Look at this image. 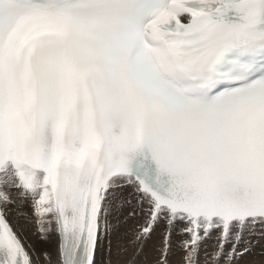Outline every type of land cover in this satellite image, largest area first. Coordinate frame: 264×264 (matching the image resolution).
<instances>
[{"label":"snow or ice","instance_id":"snow-or-ice-1","mask_svg":"<svg viewBox=\"0 0 264 264\" xmlns=\"http://www.w3.org/2000/svg\"><path fill=\"white\" fill-rule=\"evenodd\" d=\"M148 246L264 264V0H0V264Z\"/></svg>","mask_w":264,"mask_h":264},{"label":"rangeland","instance_id":"rangeland-1","mask_svg":"<svg viewBox=\"0 0 264 264\" xmlns=\"http://www.w3.org/2000/svg\"><path fill=\"white\" fill-rule=\"evenodd\" d=\"M133 222H134V221H130L127 227H128V228H132V227L134 226V223H133ZM130 225H131L132 227H131ZM40 244H41V249H43V248H50V245H49V244H45V243L42 242V241H41ZM150 248H151V249H150ZM151 250H153L151 246H148V247H147V250L145 249V251L148 252L147 254H148L149 256L152 255V257H154V251H152V252H153V254H152V253H151ZM145 251L142 253L143 255H142V254L139 255V256H140L139 258H138V256H136L135 258H137V259L134 260V261H133V255H132V253L130 252L129 255H132V257L129 256V255L127 254V255L122 259L121 262H123L124 264H129L130 261H133V262H134L133 264H145V262L147 261V263L149 262L150 264H153V261H152V260H154V259H150L151 256H150V257H149V256L147 257V254H146ZM150 253H151V254H150ZM145 255H146V258H145ZM128 256H129L130 258H129ZM143 256H144V257H143ZM141 257H142V258H141ZM125 258H128V259H125ZM135 258H134V259H135ZM143 258H144V260H146V261H144V260L142 261ZM140 259H141V260H140ZM149 259H150L151 261H150ZM123 260H125V262H124ZM126 260H127V261H126ZM129 260H130V261H129ZM148 260H149V261H148ZM136 261H137V262H136ZM138 261H139L140 263H139ZM126 262H128V263H126ZM143 262H144V263H143ZM123 263H121V264H123ZM147 263H146V264H147Z\"/></svg>","mask_w":264,"mask_h":264},{"label":"bare ground","instance_id":"bare-ground-1","mask_svg":"<svg viewBox=\"0 0 264 264\" xmlns=\"http://www.w3.org/2000/svg\"><path fill=\"white\" fill-rule=\"evenodd\" d=\"M29 211H31V209H28ZM134 223V222H133ZM131 226V225H130ZM132 227V226H131ZM29 235L31 236V232H29ZM32 238V240H33V242L36 244V246L39 248V249H41V241H39V240H36V238L35 237H31ZM50 245V248H53L54 247V244H49ZM151 249V248H150ZM146 250H147V248H146ZM153 250H151V253L153 254V252H152ZM146 252V251H145ZM148 252H146V254H147ZM150 253V254H151ZM129 255V254H128ZM143 255V254H142ZM129 256H131L132 257V255H129ZM128 256V257H129ZM149 255L147 254V257H148ZM151 256V258L150 259H154L155 258V253H154V257H152V255H150ZM149 256V257H150ZM140 256H138V258H139ZM144 257V256H143ZM130 258V257H129ZM142 258V257H141ZM145 258H146V255H145ZM125 259H128V258H125ZM137 258H135L134 260H136ZM149 259V260H150ZM251 259V258H250ZM133 260V261H134ZM141 260V259H140ZM144 260V258L142 259V261ZM148 260V261H149ZM124 262H125V260H123ZM127 261V260H126ZM130 261V260H129ZM133 261H131V262H133ZM144 261H146V260H144ZM151 261V260H150ZM153 261V260H152ZM137 262V261H136ZM139 262V261H138ZM121 263H123V262H121ZM126 263H128V262H126ZM134 263V262H133ZM140 263V262H139ZM144 263V262H143ZM147 263V261L145 262V264ZM124 264V263H123ZM147 264H150L149 262L147 263Z\"/></svg>","mask_w":264,"mask_h":264}]
</instances>
